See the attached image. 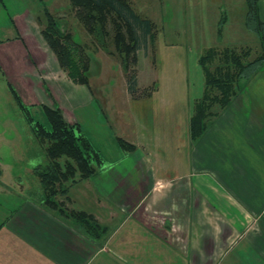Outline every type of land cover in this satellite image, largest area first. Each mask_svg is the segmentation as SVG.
<instances>
[{"label":"rangeland","instance_id":"374dc122","mask_svg":"<svg viewBox=\"0 0 264 264\" xmlns=\"http://www.w3.org/2000/svg\"><path fill=\"white\" fill-rule=\"evenodd\" d=\"M133 1L139 13L153 20L157 37L154 44L147 41L141 45L138 64L131 71V75L136 73L137 87L132 97L128 88L130 77L125 74L121 60L99 49H89L92 57L89 86L73 83L64 71L67 81L56 74V57L41 34L37 17L47 9L61 19L64 17L63 26L69 20L75 23L69 13V0H0V169L4 172L3 178L0 177V218L26 201L44 205L43 185L34 169L47 164L48 157L13 91L36 121L46 127L50 123L42 106L58 105L67 122L79 124L100 152L101 174L116 178L126 187L136 186L139 177L136 167L139 158L120 143L121 139L127 143L132 139L131 124L125 114L129 110L127 103L153 95L152 103L172 123L166 125L160 119L159 130L169 132L172 126L171 135L176 137L174 149L169 150L171 156L159 150L163 162L180 165L177 169L199 180L210 177L218 183L225 178L230 163L235 164V175L238 170L248 171L241 160L232 162L237 157L225 156V136L231 137L228 130L234 120L231 112L226 116L225 111L221 112L200 141L193 142L187 134L195 103L203 97L205 89L201 57L212 48L255 50L260 46L258 35L247 28V0ZM73 30L76 40L85 43L84 27L76 22ZM158 88L159 94L155 95ZM235 104L236 101L232 105ZM232 137L233 142L234 139L238 142V136ZM262 160L264 156H253L249 163L258 165ZM189 175L186 181H190ZM181 181L176 180L165 192L184 200L187 190ZM246 258L252 259L250 255Z\"/></svg>","mask_w":264,"mask_h":264},{"label":"crops","instance_id":"0c3cea01","mask_svg":"<svg viewBox=\"0 0 264 264\" xmlns=\"http://www.w3.org/2000/svg\"><path fill=\"white\" fill-rule=\"evenodd\" d=\"M260 14L264 20V0ZM55 65L56 74L67 81L57 59ZM152 97L130 99L129 115L125 113L131 124L129 141L139 158L138 184L126 187L101 170L95 179L70 188L69 210L92 214L106 228L104 235L95 239L74 218L26 201L0 218L6 222L0 231V264H264V161L249 163L253 156H264V71L225 111L234 116L231 137L225 136V156L237 157L232 162L241 160L248 171L235 175L230 163L220 183L210 177L199 180L177 169L180 165L163 162L159 150L169 156L176 137L172 126L169 132L159 130L161 121L172 123ZM176 180L187 190L186 202L165 192Z\"/></svg>","mask_w":264,"mask_h":264},{"label":"trees","instance_id":"16d2710c","mask_svg":"<svg viewBox=\"0 0 264 264\" xmlns=\"http://www.w3.org/2000/svg\"><path fill=\"white\" fill-rule=\"evenodd\" d=\"M69 1V13L74 17L75 23L78 22L85 29V43L76 40L73 30L75 23L72 24L68 18L69 21L63 26L64 17L61 19L47 9L43 15L37 17L41 34L60 68L73 83L89 86L92 67L89 49L102 50L121 60L125 74L130 77L128 88L133 97L137 88L136 73L131 75V71L138 64L142 43H155V23L136 10L133 0ZM261 1L263 0H247L246 15L247 28L260 39L259 48H212L200 59L205 89L203 97L195 103L189 123L190 139L193 142L200 141L210 129V123L216 122L221 112L230 109L237 99H242L250 81L264 71V20L260 14ZM89 42L91 45H88ZM147 92L150 93L151 88ZM13 93L36 139L45 147L48 157L47 164L34 169L44 189L43 206L49 211L74 218L85 227L90 236L100 239L106 228L92 214L69 210L67 207L71 186L100 174L103 167L100 152L95 149L90 138L83 134L79 124L67 122L58 105L42 106L50 123V127H46L36 121L31 111L19 102L14 91ZM121 140L124 149L135 152L134 145ZM5 224L6 222L0 223V231Z\"/></svg>","mask_w":264,"mask_h":264}]
</instances>
